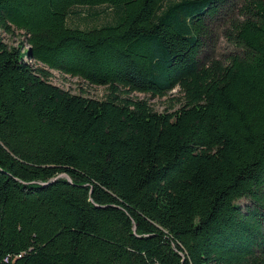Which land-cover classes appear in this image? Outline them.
I'll list each match as a JSON object with an SVG mask.
<instances>
[{"label":"trees","instance_id":"trees-1","mask_svg":"<svg viewBox=\"0 0 264 264\" xmlns=\"http://www.w3.org/2000/svg\"><path fill=\"white\" fill-rule=\"evenodd\" d=\"M226 5L0 0L26 45L0 41V264H264V0L223 32L237 55L202 59ZM77 7L109 14L69 27ZM174 89L172 113L128 98Z\"/></svg>","mask_w":264,"mask_h":264},{"label":"rangeland","instance_id":"rangeland-1","mask_svg":"<svg viewBox=\"0 0 264 264\" xmlns=\"http://www.w3.org/2000/svg\"><path fill=\"white\" fill-rule=\"evenodd\" d=\"M243 0H227V5L221 10L210 24V39L202 49V59H214L220 62L225 61L228 57L237 55L236 48L227 43L223 37V32L227 28L230 19L236 16V12ZM92 10L96 11V15H91ZM88 10L86 8H74L73 11L77 15H69L66 24L69 27L85 28L98 27L102 25L109 14V10L104 7ZM0 41L7 47L25 49L26 45L23 41L21 32L14 31L12 34H5L0 31ZM32 65V64H31ZM33 68H43L41 65H34ZM48 82L59 88L67 91L72 95H80L84 98L101 100L106 95L105 88L100 86H91L84 83L82 80L62 75L55 71H48ZM130 99L144 100L149 107L157 113H172L179 109L180 94L177 89L172 90L162 98H151L148 95L132 93L128 95ZM243 210L251 207L252 203L249 199L242 198L236 202Z\"/></svg>","mask_w":264,"mask_h":264},{"label":"water","instance_id":"water-1","mask_svg":"<svg viewBox=\"0 0 264 264\" xmlns=\"http://www.w3.org/2000/svg\"><path fill=\"white\" fill-rule=\"evenodd\" d=\"M66 178V177H65ZM67 179V178H66ZM67 181H69L68 179H67Z\"/></svg>","mask_w":264,"mask_h":264}]
</instances>
